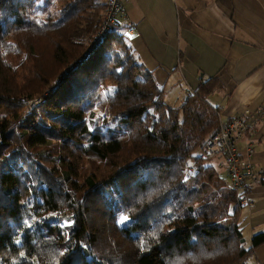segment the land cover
I'll use <instances>...</instances> for the list:
<instances>
[{
	"label": "trees",
	"instance_id": "1",
	"mask_svg": "<svg viewBox=\"0 0 264 264\" xmlns=\"http://www.w3.org/2000/svg\"><path fill=\"white\" fill-rule=\"evenodd\" d=\"M104 9L0 0V264H249L264 231L244 243L197 155L219 82L169 105L119 20L97 37Z\"/></svg>",
	"mask_w": 264,
	"mask_h": 264
},
{
	"label": "crops",
	"instance_id": "2",
	"mask_svg": "<svg viewBox=\"0 0 264 264\" xmlns=\"http://www.w3.org/2000/svg\"><path fill=\"white\" fill-rule=\"evenodd\" d=\"M127 10L134 27L128 40L169 105L214 77L219 86L208 100L220 108V120L248 110L237 148L243 156L252 149L253 175L236 216L247 245L264 231V0H130ZM213 158L226 174L221 157ZM248 262L264 264V244Z\"/></svg>",
	"mask_w": 264,
	"mask_h": 264
},
{
	"label": "built area",
	"instance_id": "3",
	"mask_svg": "<svg viewBox=\"0 0 264 264\" xmlns=\"http://www.w3.org/2000/svg\"><path fill=\"white\" fill-rule=\"evenodd\" d=\"M130 0H105L103 21L98 36L108 32L113 24L119 20L125 27L127 34L134 32L133 24L128 17V4ZM248 110L236 113L229 120H220L215 132L211 133L204 141L200 150L203 158L221 157L225 165L228 182L238 194L240 205L248 203L247 194L250 190L248 179L253 175L252 164L249 156L252 149L248 148L243 156L237 148L247 130L243 117Z\"/></svg>",
	"mask_w": 264,
	"mask_h": 264
},
{
	"label": "rangeland",
	"instance_id": "4",
	"mask_svg": "<svg viewBox=\"0 0 264 264\" xmlns=\"http://www.w3.org/2000/svg\"><path fill=\"white\" fill-rule=\"evenodd\" d=\"M100 1V0H99ZM124 31V30H123ZM211 102L213 103V100L211 99ZM197 155H199V156H201L200 155V150L197 152ZM202 157V156H201ZM203 158V157H202ZM209 161L208 162H211L212 164H214L215 166H216V168H217V165H219L220 166V163L218 162V161H216V159H214L213 157L212 158H210V159H208ZM86 164V168H89V166H88V163H85ZM221 168L222 167H220V169L219 168H217V170L220 172V173H222L224 176H226V174L224 173V171L223 170H221ZM121 219V218H120Z\"/></svg>",
	"mask_w": 264,
	"mask_h": 264
},
{
	"label": "snow or ice",
	"instance_id": "5",
	"mask_svg": "<svg viewBox=\"0 0 264 264\" xmlns=\"http://www.w3.org/2000/svg\"><path fill=\"white\" fill-rule=\"evenodd\" d=\"M126 221H128V217L127 216H123V217H121V219L119 220V223L120 224H123V223H125ZM25 223L27 224L28 222L27 221H25ZM29 227H32V225H28ZM68 226H70V225H68ZM17 243H19V241H17ZM61 255L63 256L64 255V253H61ZM21 256L23 257L24 256V253H21Z\"/></svg>",
	"mask_w": 264,
	"mask_h": 264
}]
</instances>
